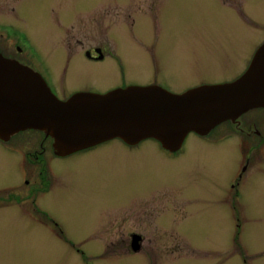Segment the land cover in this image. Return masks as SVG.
Wrapping results in <instances>:
<instances>
[{"label":"rangeland","instance_id":"374dc122","mask_svg":"<svg viewBox=\"0 0 264 264\" xmlns=\"http://www.w3.org/2000/svg\"><path fill=\"white\" fill-rule=\"evenodd\" d=\"M0 28L27 36L38 62L55 57L59 28H68L60 40L66 48L57 50L69 60L80 58L104 28H116L112 36L118 35L127 79L144 81L157 62L169 86L182 93L200 82L234 80L244 72L264 41V0H0ZM5 52L14 55L12 48ZM103 66L92 64L94 72L88 74L75 62L70 72L77 77L68 86L81 78L105 85ZM44 136L49 137L27 129L0 140V264H80L79 256L53 235L49 220L85 237L100 218L118 217L120 206L129 218L184 222L185 237L201 242L207 252L217 250L221 264H264V164L239 180L240 195L232 201L226 185L237 178L238 157L225 144L208 145L189 136L171 154L154 139L129 148L115 138L55 160L57 184L39 196L40 207L33 209L14 196L26 190L27 151L36 147L28 149L25 142ZM136 193L142 201L134 209ZM86 243L95 250L94 242ZM96 243L102 250L103 242ZM185 246L180 256L156 251L155 263L214 264V254L181 260L194 254ZM107 256L100 264H140L136 255L121 261Z\"/></svg>","mask_w":264,"mask_h":264},{"label":"flooded vegetation","instance_id":"af4514ba","mask_svg":"<svg viewBox=\"0 0 264 264\" xmlns=\"http://www.w3.org/2000/svg\"><path fill=\"white\" fill-rule=\"evenodd\" d=\"M67 29L68 28H59V33L57 35L59 46L56 47L55 57L48 61L43 56L42 61H35L34 56L29 52L30 42L27 36L16 35L12 28H0V53L4 57L15 60L37 72L49 89L60 99H65L79 92L105 93L112 89L128 85H157L173 93H180V91H175L169 86L167 75L157 62H153L152 67L148 69L144 81L140 79L137 80V78H126L125 65L119 53L118 35L112 36L116 28H104L97 36L99 40L83 48L80 53L82 54L80 58H71L69 60L67 56L63 55L61 50L59 52L57 50V48H66V44L60 42V40L64 38ZM91 29L92 31L94 30V28ZM129 29L134 30L135 28ZM77 42L79 44L82 43L79 40H77ZM6 47L14 50L13 56L5 52ZM140 48H143L142 42ZM146 49H148V45H145L144 51ZM253 55L254 53L251 56L253 57ZM75 62L79 63L83 69L88 70V74L94 72L92 64H104L105 66L103 67L105 70L101 76L106 78V84L101 85L96 81L90 79L83 80V78L80 77L81 81L74 83L72 86H68V84L77 77L73 72H70L71 66ZM115 75L116 77H114ZM113 77L114 80L111 82L110 78ZM221 82H226V80ZM201 83L203 82H200V85ZM187 89L189 88L187 87L181 92ZM253 110L255 111L251 112ZM210 135L212 137L209 138ZM189 136L196 137L197 140L208 145L217 144L221 146L225 144L226 148L236 153V157H238L236 160L238 162L237 178L236 180H231V182L226 185V188L231 192L232 201H236L240 195V189L238 187L239 180H242L244 175L250 170L257 172L256 170L259 169L260 164H264V106L249 109L234 120L222 121L204 135L190 132L185 137L180 148L175 151H169L163 148L159 142L158 143L164 151L174 154L178 153L183 148ZM37 140L36 138H31L30 141L25 142L28 149H32V145H36L33 152H30V150L27 151V168L23 173L25 177L22 178L23 183L27 186L26 190L21 194L22 196L18 194L14 196L12 193L15 199L27 203L28 206L30 205L33 209H38L40 207L39 196L45 195V193L57 184V176L54 173V168L56 166L55 160H65L72 155H79L91 149L93 150V148L104 143L66 156H58L53 151L52 139L50 137L44 136L38 142ZM122 142L129 148H133L137 147L142 141L136 144ZM29 155H31L32 158H28ZM30 166H32V169ZM137 195L138 193H136L133 198H136ZM141 199L142 198H136L134 200V209L139 208L142 201ZM120 209L121 214H119L118 217H102L92 224L90 232L87 233L85 237H76V235L68 231L56 220L51 219L49 221H51L54 227L53 230L55 229L56 231L53 232V235L63 241L72 252L76 253L77 260L79 256L78 263L80 262V264H100L102 262L100 258H102V256L104 257V255H108L106 258L108 261H114L115 259L121 261L127 256L133 257L136 255L139 258L140 264H156L155 261L157 262V259L156 256H154L157 253L156 251L165 255L177 254L180 256L184 254L187 249L185 245H187L194 254L192 258H184L181 260L200 259L205 257L206 254H214V256H216L214 264H221V257L217 250H214L215 252H207V250L204 249L205 245H202L201 242L185 237V233L182 232L184 222H174L171 218L166 220L159 219L155 222L145 221L142 217L137 216L129 218L127 216L128 212L122 214L127 208L125 206H120ZM181 235L186 238L185 243L182 241V238H179ZM86 242H94L93 245L95 250L90 249L91 245ZM96 242H103L102 250L98 249L99 243ZM116 250H119L117 252L118 254H116ZM145 250L146 253H143ZM110 251H112L113 254H110ZM99 253L103 255L101 256ZM178 261L179 260L170 264H175ZM195 263L197 264V262Z\"/></svg>","mask_w":264,"mask_h":264},{"label":"water","instance_id":"95a60500","mask_svg":"<svg viewBox=\"0 0 264 264\" xmlns=\"http://www.w3.org/2000/svg\"><path fill=\"white\" fill-rule=\"evenodd\" d=\"M264 106V42L245 71L230 82L172 93L130 85L103 94L75 93L61 100L31 68L0 53V139L36 129L66 156L111 139L136 144L155 139L177 150L190 132L201 135L225 120Z\"/></svg>","mask_w":264,"mask_h":264}]
</instances>
